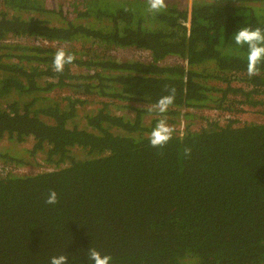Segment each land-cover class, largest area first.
<instances>
[{
    "label": "trees",
    "instance_id": "trees-1",
    "mask_svg": "<svg viewBox=\"0 0 264 264\" xmlns=\"http://www.w3.org/2000/svg\"><path fill=\"white\" fill-rule=\"evenodd\" d=\"M166 4L153 15L147 0H82L72 12L65 0H0V139L30 140L23 152L49 166L0 167V264H49L62 253L69 264H89L88 247L112 264H264V122L204 117L197 129L174 133L162 154L148 140L156 118L143 122L165 85L176 89L169 114L188 107L264 115V66L249 78L246 46L231 39L241 26L264 29V0ZM41 42L69 44L76 59L58 74L55 48ZM74 42L96 48L76 51ZM115 48L149 58L106 53ZM170 55L182 63H163ZM58 88L71 94L49 99ZM89 96L107 101L80 125ZM115 100L145 106L127 118L110 110ZM6 151L2 164L26 163ZM50 189L55 205L45 203Z\"/></svg>",
    "mask_w": 264,
    "mask_h": 264
},
{
    "label": "rangeland",
    "instance_id": "rangeland-1",
    "mask_svg": "<svg viewBox=\"0 0 264 264\" xmlns=\"http://www.w3.org/2000/svg\"><path fill=\"white\" fill-rule=\"evenodd\" d=\"M68 1L69 3V8L68 12L72 11H77L81 10L82 6V0H65ZM84 1V0H83ZM173 0H165V2H170L172 3ZM187 3V6H190L191 0H184ZM85 7V4H84ZM54 21L59 22V19H54ZM76 21V20H74ZM8 39H11V37H8ZM21 44L28 45V44H34V43H39L38 41L33 42L31 40H27L24 38L20 39H15ZM41 44H44L48 47L52 46L57 50L60 47H64L65 49H68L69 44H57V43H49V42H41ZM73 45L76 51H82L84 47H91V48H96L94 45L90 44H85L82 46L80 45V42H74ZM98 52V51H97ZM105 51H103L104 53ZM107 54H110L112 56H116L120 59L122 58H128V59H141V60H147L149 58L148 52L144 50H135L131 48H124V49H109ZM163 63H182V60L175 56V55H170L167 56L162 60ZM73 72H79V71H84L81 68H78L77 66L72 67ZM217 82V81H216ZM216 85H220L219 82H217ZM234 85H241L239 81H236ZM71 94V91L68 88H58L50 93H48V98L51 100H59L60 97L63 96H69ZM15 99V95L8 96L4 100H11ZM87 101L86 103L79 108L78 110V123L82 125V120L80 117L85 113L90 110L95 109L97 106L100 105V101H107L106 98L104 97H99V96H89L86 98ZM236 106H238L237 103L234 102ZM130 106V107H129ZM139 106H145L140 103H135V102H128V101H111L110 104V110L115 112L116 114H121L124 117H132L133 111L132 107H139ZM146 107H151V106H146ZM244 107V106H243ZM177 109L178 113L176 114H169L166 113L168 117V123L170 125H173L176 128V132L178 134H181V132L184 130L185 127L191 128V129H197L200 125L204 123V117H209V118H217L221 122H224L226 118H233L236 120L235 124H241L243 122H264V115L261 114L259 111H256L255 109H249L245 108L241 112H234V111H221V110H213L210 108H204V109H193V108H186V107H178L175 108ZM153 118H156L155 121H157L160 118V115L156 112H151L147 113L143 117V122L145 124H148L147 126L150 125V122ZM31 145L30 140L21 142V143H9L6 139H0V150L4 151V149H7L6 152L9 154L16 156V157H21L26 160V163H24L21 166H14L10 162L7 164H2L0 162V167H2L3 170H11L17 173H33L36 171L44 170V169H49V166H46L42 163L41 157L37 156L35 159L28 157L26 153L23 152V148L27 149Z\"/></svg>",
    "mask_w": 264,
    "mask_h": 264
},
{
    "label": "clouds",
    "instance_id": "clouds-1",
    "mask_svg": "<svg viewBox=\"0 0 264 264\" xmlns=\"http://www.w3.org/2000/svg\"><path fill=\"white\" fill-rule=\"evenodd\" d=\"M147 3L149 13L153 15L159 14L167 8L165 0H147ZM231 39L235 45L241 48L246 46V72L248 77L252 78L259 75L261 67L264 66V29L258 26H241L232 33ZM12 41L19 42L15 39ZM75 59L76 57L73 53L67 51L64 47H60L55 51L53 56V70L58 74H62L65 65L72 64ZM165 89L167 94L160 96L149 108V111L156 112L160 115V118L156 121L148 136L150 146L157 149L160 154H162L164 147L176 132V128L168 123V117L165 115L175 101L176 89L174 86L169 85H165ZM182 155L185 159H190L192 147L190 145H184ZM45 203L49 205L58 203V194L55 190H49ZM86 258L89 264H112L113 260L111 255L103 254L95 247H88ZM49 264H69L68 255L63 253L54 255L50 258Z\"/></svg>",
    "mask_w": 264,
    "mask_h": 264
},
{
    "label": "built area",
    "instance_id": "built-area-1",
    "mask_svg": "<svg viewBox=\"0 0 264 264\" xmlns=\"http://www.w3.org/2000/svg\"><path fill=\"white\" fill-rule=\"evenodd\" d=\"M8 37H11V36H8ZM14 39H20V38H11V39H6V41H12V40H14Z\"/></svg>",
    "mask_w": 264,
    "mask_h": 264
}]
</instances>
